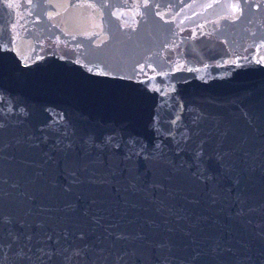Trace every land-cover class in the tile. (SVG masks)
<instances>
[{
    "label": "water",
    "instance_id": "95a60500",
    "mask_svg": "<svg viewBox=\"0 0 264 264\" xmlns=\"http://www.w3.org/2000/svg\"><path fill=\"white\" fill-rule=\"evenodd\" d=\"M4 48L0 264H264V0H0Z\"/></svg>",
    "mask_w": 264,
    "mask_h": 264
},
{
    "label": "snow or ice",
    "instance_id": "6c2138e0",
    "mask_svg": "<svg viewBox=\"0 0 264 264\" xmlns=\"http://www.w3.org/2000/svg\"><path fill=\"white\" fill-rule=\"evenodd\" d=\"M147 5H145L146 7ZM231 7L237 9L238 11H242L243 9L240 8L239 5L237 4H233L231 5ZM257 7H259V5H257ZM7 48L4 49H0V51H7ZM6 127L5 124H0V128H4ZM197 133H189L186 135L185 137V144H187L189 141L192 140L193 135H196ZM110 139L108 141H105L103 144H95V141H92V143L98 147V148H108L109 144H110ZM115 147H120V145H115ZM185 148H178L177 151L179 152H183L185 151ZM224 155L223 153H218L215 149H213L211 152H209L207 149H205L204 144L201 143L198 145V148L196 150H194L193 152V158L196 162V165L199 168V175L200 178L203 180H209L212 179V177L207 176V171H208V162L216 159L218 161H223L224 159ZM73 175H75V173H73ZM16 240L19 239V236H15L14 237ZM29 239H31V237H28ZM78 238L80 240H86L87 239V234L84 232H80L78 234ZM127 237L123 234L120 233L119 235H117V239H126ZM49 240L52 239L51 236L48 237ZM58 243V242H57ZM8 247H11V245H8ZM160 247H164V245H160ZM89 246L86 245L85 248H76L73 250V257H86L87 256V250H88ZM40 251L43 253L44 256H47L49 259H53L55 258L58 254L62 255V252H59V250L55 249V248H50V249H44L41 248ZM227 251L231 252L232 249H227ZM18 256H20L21 258H25L27 257V253L24 252L23 249L20 250L19 253H17ZM200 253H197L196 256L193 257V262H197L198 258H199ZM28 259H31L30 257H27ZM75 264H81V261L77 260L75 262Z\"/></svg>",
    "mask_w": 264,
    "mask_h": 264
}]
</instances>
